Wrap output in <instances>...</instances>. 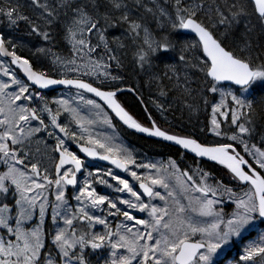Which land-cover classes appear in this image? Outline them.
Listing matches in <instances>:
<instances>
[{
	"label": "snow or ice",
	"instance_id": "obj_1",
	"mask_svg": "<svg viewBox=\"0 0 264 264\" xmlns=\"http://www.w3.org/2000/svg\"><path fill=\"white\" fill-rule=\"evenodd\" d=\"M29 7L25 14L0 0L12 28L24 23L50 45L25 57L0 31V58H10L0 59L8 78L0 79V264H220L233 244L239 251L229 264H264V134L255 142L249 99L264 92V0H29ZM61 45L67 55L53 51ZM129 59L158 97L178 93L173 99L190 111L210 108L199 132L213 139L170 134L147 109L150 126L130 114L118 97L137 92L120 87ZM57 85L76 89L98 115L106 105L129 129L174 142L196 166L138 162L115 136L93 131L98 121L72 106L75 97L49 100L43 90ZM99 122L114 128L106 114ZM196 158L222 166L223 175Z\"/></svg>",
	"mask_w": 264,
	"mask_h": 264
},
{
	"label": "flooded vegetation",
	"instance_id": "obj_2",
	"mask_svg": "<svg viewBox=\"0 0 264 264\" xmlns=\"http://www.w3.org/2000/svg\"><path fill=\"white\" fill-rule=\"evenodd\" d=\"M23 25H24L23 23H20L18 28H16V30L20 33L23 31H26L27 29H26V27H22ZM0 31H3L6 35L10 36L4 27V23H3L1 17H0ZM37 41L44 42L42 39H37ZM48 46H50V45H48ZM54 48H57V47H54ZM18 54H21L25 57H30V58L34 59V57H32V53H30L29 51H25L21 48H19ZM0 59H6V61H7V59H9V58H0ZM42 64L45 68H48L51 66L50 63H42ZM125 65L126 66H125V69L123 70L122 74L126 76V80L120 84V87H122V88L135 87L137 89V92L120 93V94H118V97H119L120 102L126 108V110H128L130 112V114H132L135 118H137L138 121L143 123L145 126H150V124L147 120V113L145 112V109H147L148 113H150L151 116L156 120L157 125L159 127H161L162 130H166L170 134H176V135H181V136L192 135V136L199 138L200 140H204V139L211 140V139H213V136L210 132L208 133L207 137H205L203 134H201L199 132V128L201 127V105L198 107L200 109L199 119L196 120L194 118H191L189 116V113H188V108H186L179 101L173 99V97L175 95H178V93L170 94L169 97H167V98L158 97V93L156 92L155 87H153L152 89H149L145 85L146 76L137 75L136 71L134 70V68L131 64L130 59L125 62ZM12 67L14 68L15 66H12ZM52 75L55 78H64L63 75L58 74L55 69H53ZM68 77L75 78V76H71V75ZM81 78H83L84 80H86L88 82H94V86H99V87H101V89L112 90L111 88H106L104 85L100 84L99 80H95L93 78H88V77H81ZM43 91L49 100L59 98L62 92H71V93L77 92L76 89H71V91H69V89H67V88H63V89L62 88H56V89H49V90H43ZM84 95L89 99H94V98H92L86 94H84ZM153 101H157L158 103L164 104V106L167 110L164 111L163 113H161V111L157 109V107H156L155 103H153ZM97 103H99V102L97 101ZM196 103H199V101L197 100ZM52 106L54 108L56 107L55 105H52ZM103 109L106 111V113L112 119L113 125L117 126L118 130L120 131L119 133H120L123 141H125L129 146L135 147L141 155H148L152 158L160 159L163 161H166L169 158H172V159H176L178 164H179V160L177 159L178 157L167 153V151L153 149V147L150 149H147V148L143 147L140 143L132 142L126 136L127 132L125 131V128H123L122 126H119V124L115 121V119L113 118L111 113L104 106H103ZM66 115L67 114H65L64 116L61 117L62 122L65 120ZM73 127H75V125H73ZM40 136H46V133H41ZM140 136H142V135H140ZM152 140L160 142V141L155 140V139H152ZM54 143H55L54 140L48 141L49 150H50V147L52 145H54ZM161 143H163V142H161ZM41 147H43V145H41ZM71 147H72L73 151L78 152V148L75 144H73ZM181 151H183V150H181ZM183 152L185 154H188L191 156L194 155L191 153H187L185 151H183ZM53 155H56V154H53ZM197 159L200 160V158H197ZM203 160H207V159L204 158ZM96 163L102 170L107 169L108 167H112L108 164L101 163L99 161H97ZM112 168L114 171L118 172L122 177L129 179V181L131 180L130 177H127L126 173L119 172L114 167H112ZM213 173L220 175V173H222V171L217 170V171H213ZM133 184H135L136 187L138 188V184H136V182ZM98 191L105 193V194L119 195V194H116L113 192L108 193L107 191L101 190L100 187H98ZM68 195H69V197H71V187H69V189H68ZM48 223L49 222L47 221L46 225H45L46 227L48 226ZM227 251H230L231 252L230 254L235 256L236 253L239 251V245L233 244L230 248L227 249ZM224 254L220 257V259L224 256Z\"/></svg>",
	"mask_w": 264,
	"mask_h": 264
},
{
	"label": "rangeland",
	"instance_id": "obj_3",
	"mask_svg": "<svg viewBox=\"0 0 264 264\" xmlns=\"http://www.w3.org/2000/svg\"><path fill=\"white\" fill-rule=\"evenodd\" d=\"M11 2L14 5H19L21 12H23L25 14H27V13L31 14V9L29 7V0H11ZM1 18H2V21L4 23V27H5L6 31L9 33V35L11 37L15 38V40H17L18 43L22 44V46L20 47L21 49H23L25 51H29V49H32L34 51L35 47H49L45 42L37 41V39H40V38L35 37V36H29L28 35V31H29L28 26L27 25L25 26L24 23H23L24 25L22 27H26L27 30L20 33L16 30V28H12V26H10L8 24L6 18H4V17H1ZM117 34H119V30H117ZM53 51L57 52L58 54H61V55H67V50H65V52H63V50H61V48H53ZM29 52L32 53L31 51H29ZM41 63H50V58L42 59ZM64 72H65V70L63 68L59 69V74L63 75ZM67 75L68 76L71 75V76L76 77L78 74L67 73ZM82 77H88V76H82ZM88 78H92V77H88ZM0 79L7 80L8 78L0 76ZM193 79H195V77H193ZM61 97H63V98L75 97V99L72 101V106L76 107L77 105H79L82 115L88 116L89 118L96 119L98 121L97 125H95L93 127V131L100 133L101 135H113V136H115L117 138L116 142L121 143L124 146H126L128 149H130L133 152V154L136 156L138 162H144V163L161 162V161L165 162V163L167 162V160L163 161L160 159L152 158L148 155H141L135 147L129 146L125 141H123V139L121 138V135L119 133L120 131L118 130L116 125L114 126V128H109L107 125L100 123L99 121L102 120L103 114L108 115L104 109H103V113L98 115L97 110L92 109L90 106L84 105L83 102H81L78 99V97H76V93L62 92L59 98H61ZM251 97L252 96H250L249 99H251ZM59 98H57V99H59ZM87 99H89V98H87ZM218 99H219V96L217 95V100ZM199 111H200L199 108L193 109L192 111H190L188 109L189 116L191 118L196 119V120L199 119ZM206 118H210V108H205L203 105H201V127L205 124ZM134 170H137L138 172H141V173H143L145 171L142 169H134ZM127 177H130V176L127 175ZM130 179H131V177H130ZM109 181H110V183H113V184L115 183L114 181H111L110 178H109ZM130 183H135V181H132V179H131ZM99 187L101 188V190L107 191L108 193L112 192L111 189H106L103 186H99ZM71 192H72V189H71ZM119 195L123 198H127V194H125V193H120ZM50 199H54V197H50ZM71 203L75 204V201L73 200V201H71ZM227 210L230 211L231 208H228ZM37 221H38V218H37ZM47 221L49 222L48 223V225H49L50 219H46V222ZM259 230L264 231V225H260ZM254 234L256 235L255 232H254ZM225 247H226V249L229 248L228 246H225ZM93 260L95 261V257L93 258Z\"/></svg>",
	"mask_w": 264,
	"mask_h": 264
},
{
	"label": "trees",
	"instance_id": "obj_4",
	"mask_svg": "<svg viewBox=\"0 0 264 264\" xmlns=\"http://www.w3.org/2000/svg\"><path fill=\"white\" fill-rule=\"evenodd\" d=\"M260 40H264V38H260ZM259 42L258 40L254 39V43ZM61 50H63V52H65V50H67V48H65L63 45H61L60 47ZM251 99L254 101V112H253V120L255 122V127H256V131H257V136L255 138V142L259 141V134H263L264 133V92H262L259 88H257L255 90V92L253 93ZM125 131L127 132L126 136L134 143H140L143 147L150 149L153 147V149H158V150H164L167 151V153L177 156L178 160H179V164L181 166V168H186V167H195V163L193 161V156L185 154L186 155V159H181L180 157V153L183 152L180 149H178L175 146L166 144V143H161V142H157L154 141L152 139H148L146 137L137 135L136 133L130 132L128 130L125 129ZM263 132V133H262ZM153 145V146H152ZM197 159V158H196ZM199 160V159H198ZM200 162L202 164V166L206 169V170H210V171H221L222 166L216 165L214 162L211 161H207V160H201ZM220 175H223V172L220 173ZM253 237H255L256 235L252 234ZM230 251H227L224 256L220 259V264H229V261L232 260V258L234 257L232 254H230Z\"/></svg>",
	"mask_w": 264,
	"mask_h": 264
},
{
	"label": "water",
	"instance_id": "obj_5",
	"mask_svg": "<svg viewBox=\"0 0 264 264\" xmlns=\"http://www.w3.org/2000/svg\"><path fill=\"white\" fill-rule=\"evenodd\" d=\"M9 59H10V58H9ZM69 78H71V77H69ZM85 81H86V80H85ZM86 82H88V81H86ZM56 88H65V87H64V86H59V85H57V86H52L50 89H56ZM73 89H74V88H73ZM47 90H49V89H47ZM102 90H104V89H102ZM85 94L88 95V96H90V97H92V98H94V99L97 100L101 105H103V101H100L98 97H95V96H94V94H91V93H85ZM103 106H104V107H105V108L111 113V115L113 116V118L115 119V121H116L120 126H122L123 128L127 129L128 131L133 132V133H136V134H138V135H142V136L147 137V138H149V139H155V140H158V141H160V142H163V143H166V144H169V145L175 146V147H177L178 149L183 150V149H181L179 146L175 145L174 142L164 141V140H162V138L149 137V136H148L147 134H145V133H139V132H136L134 129H129L126 125L123 124L122 121L119 120L118 117L115 116V114H114L113 112H111L110 109L107 108L106 105H103ZM183 151L186 152V150H183ZM81 155H82V154H81ZM99 162H101V163H105V164H108V162H106V161H99ZM108 165H110V164H108ZM110 166H112V165H110ZM112 167H114V166H112ZM116 170H117V169H116ZM117 171L121 172L120 170H117Z\"/></svg>",
	"mask_w": 264,
	"mask_h": 264
},
{
	"label": "bare ground",
	"instance_id": "obj_6",
	"mask_svg": "<svg viewBox=\"0 0 264 264\" xmlns=\"http://www.w3.org/2000/svg\"><path fill=\"white\" fill-rule=\"evenodd\" d=\"M263 133V132H262ZM261 134V133H260ZM256 141V140H255Z\"/></svg>",
	"mask_w": 264,
	"mask_h": 264
}]
</instances>
